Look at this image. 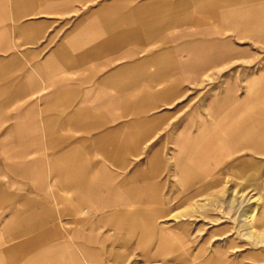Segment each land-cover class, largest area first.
Segmentation results:
<instances>
[{"label": "crops", "instance_id": "1", "mask_svg": "<svg viewBox=\"0 0 264 264\" xmlns=\"http://www.w3.org/2000/svg\"><path fill=\"white\" fill-rule=\"evenodd\" d=\"M74 1L0 0V118L11 120L0 132V154H8L1 164L30 184L20 195L0 185V264H90L76 251L91 250L86 236L96 224L107 249L109 214L94 213L92 204L97 210L150 201L132 179L139 170L134 161L155 154L156 143L148 142L172 124V111L163 109L185 98L183 77L199 69L187 60L203 57L193 32L170 31L195 25L173 17L192 0H98L61 24L60 12ZM61 25L70 28L60 35ZM45 42L53 44L41 57ZM34 58L28 70L23 61ZM17 68L15 76L7 70ZM35 73L47 86H39ZM22 96L35 99L9 102ZM234 112L215 130L232 126L242 109ZM240 128L231 140L207 145L217 160L246 146L264 151V134ZM252 179L254 173L245 181ZM239 185L232 187L241 191ZM260 199L264 214V188Z\"/></svg>", "mask_w": 264, "mask_h": 264}, {"label": "rangeland", "instance_id": "2", "mask_svg": "<svg viewBox=\"0 0 264 264\" xmlns=\"http://www.w3.org/2000/svg\"><path fill=\"white\" fill-rule=\"evenodd\" d=\"M97 1L75 0L69 10L60 12L61 24L78 18ZM173 17L195 24L170 31L188 30L189 36L193 32L197 40L193 44L203 57L187 60L188 66L194 62L199 69L183 77L185 98L163 109L172 111V124L161 138L156 135L148 142L156 143L155 154H141L134 161L139 170L132 179L140 182L141 194L150 201L102 204L97 210L92 204L94 213L109 214L107 249H102L96 224L90 238L86 236L91 250H78L76 256L85 253L90 264H264L263 242L249 238L250 231L264 233L263 147L246 146L217 160L216 148L207 146L217 137L231 140L243 125L264 134V0H192L186 12ZM69 28L61 25L59 34ZM52 44H43L41 57ZM37 60L23 62L31 70ZM7 70L16 71L12 76L21 71ZM69 75L76 74L72 70ZM35 78L40 87L47 86L42 75L35 73ZM34 99L22 96L9 102ZM235 109H242L236 122L226 130H215L217 123L224 125L236 116ZM10 124L11 120L0 118V132ZM7 155L0 154V185L7 193L25 194L29 182L1 164ZM239 158L246 162L234 167ZM200 163L204 165L197 167ZM251 173L254 179L247 183ZM234 183L241 184L239 195L232 193ZM115 212L122 218H114ZM244 213L251 214L247 225ZM75 241L80 240L75 237Z\"/></svg>", "mask_w": 264, "mask_h": 264}, {"label": "bare ground", "instance_id": "3", "mask_svg": "<svg viewBox=\"0 0 264 264\" xmlns=\"http://www.w3.org/2000/svg\"><path fill=\"white\" fill-rule=\"evenodd\" d=\"M170 162V161H169ZM152 188V187H151ZM150 188V189H151ZM232 193L233 194H239V193H241V191H238V190H236V188H235V186H234V188L232 189ZM244 194V193H243ZM241 195V194H240ZM242 196V195H241ZM254 216H255V214H253ZM250 216H251V214L250 213H244V215H243V222L247 225L248 224V222H249V218H250ZM253 217V216H252ZM256 218V217H255ZM249 219V220H248ZM250 233H251V235H249V238L251 237L252 239H255V240H257L258 242H264V234L262 233V234H259V233H256V232H252V231H250ZM264 253V252H263ZM262 253V254H263ZM102 256V255H101ZM211 260H213V258L211 259Z\"/></svg>", "mask_w": 264, "mask_h": 264}]
</instances>
